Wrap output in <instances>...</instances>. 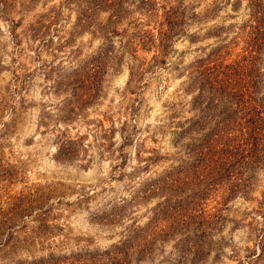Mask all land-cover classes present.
<instances>
[{
	"label": "rangeland",
	"instance_id": "374dc122",
	"mask_svg": "<svg viewBox=\"0 0 264 264\" xmlns=\"http://www.w3.org/2000/svg\"><path fill=\"white\" fill-rule=\"evenodd\" d=\"M181 1L161 47L174 0H0V264H264V163L217 222L163 182L189 163L194 60L240 58L249 11Z\"/></svg>",
	"mask_w": 264,
	"mask_h": 264
},
{
	"label": "trees",
	"instance_id": "16d2710c",
	"mask_svg": "<svg viewBox=\"0 0 264 264\" xmlns=\"http://www.w3.org/2000/svg\"><path fill=\"white\" fill-rule=\"evenodd\" d=\"M100 1L107 0H88L92 6L88 7L87 16ZM181 2L174 0V4L163 7L157 34L161 47L176 32ZM246 5L248 19L237 27L232 40L241 42L242 56L224 62L217 47L192 64L196 85L192 105L197 112L186 120L183 130L195 132L187 143L189 163L181 166L184 170L164 175L163 182L170 190L180 184L191 187L192 204L185 207L191 210L194 222H217L226 201L237 193L245 195L252 172L264 163V78L260 66L264 50V0H247ZM145 33L146 30L139 37L148 39ZM156 187L162 188L164 184ZM204 198L216 203L206 213L202 205L198 207ZM175 206L168 204V209L172 213L185 209L182 204ZM200 249L201 244L195 241L193 252Z\"/></svg>",
	"mask_w": 264,
	"mask_h": 264
}]
</instances>
